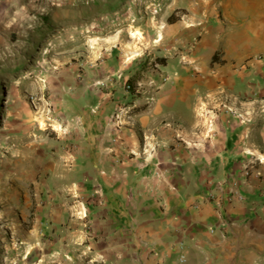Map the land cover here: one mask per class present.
<instances>
[{"label": "crops", "instance_id": "1", "mask_svg": "<svg viewBox=\"0 0 264 264\" xmlns=\"http://www.w3.org/2000/svg\"><path fill=\"white\" fill-rule=\"evenodd\" d=\"M183 6L159 72L118 68L74 97L86 205L43 213V264H264V0Z\"/></svg>", "mask_w": 264, "mask_h": 264}, {"label": "rangeland", "instance_id": "2", "mask_svg": "<svg viewBox=\"0 0 264 264\" xmlns=\"http://www.w3.org/2000/svg\"><path fill=\"white\" fill-rule=\"evenodd\" d=\"M187 1L0 0V264H43V213L86 205L85 187L70 179L68 147L83 137L88 106L74 97L95 82L103 91L118 68L142 79L159 72L182 50L171 24L181 25ZM44 17L51 28L37 37ZM119 78L127 93L140 87L125 90Z\"/></svg>", "mask_w": 264, "mask_h": 264}, {"label": "trees", "instance_id": "3", "mask_svg": "<svg viewBox=\"0 0 264 264\" xmlns=\"http://www.w3.org/2000/svg\"><path fill=\"white\" fill-rule=\"evenodd\" d=\"M170 18L171 17H169L167 20L170 21ZM50 28H51V24L49 23L48 19L46 17H44V19H41L40 26H36L34 28V31H35V33L37 34V37H38V36H43L46 33L45 31H43V29L49 30ZM159 62H161V64H163L162 60L159 61ZM3 72H5V71H3ZM134 83H135V80H134L133 76H131L130 78L125 80V84L129 86L130 92H132V87L131 86Z\"/></svg>", "mask_w": 264, "mask_h": 264}, {"label": "built area", "instance_id": "4", "mask_svg": "<svg viewBox=\"0 0 264 264\" xmlns=\"http://www.w3.org/2000/svg\"><path fill=\"white\" fill-rule=\"evenodd\" d=\"M123 86H124L125 90H128V89H129V86L126 85L125 82L123 83ZM114 117H116V115H115ZM209 232H210V233H214V229L211 228V229L209 230ZM178 262H179V263H183V262H184V258H183V256H180Z\"/></svg>", "mask_w": 264, "mask_h": 264}, {"label": "bare ground", "instance_id": "5", "mask_svg": "<svg viewBox=\"0 0 264 264\" xmlns=\"http://www.w3.org/2000/svg\"><path fill=\"white\" fill-rule=\"evenodd\" d=\"M134 35H135V37H137L138 39H140L141 38V36L139 35V33H134ZM51 42V41H50ZM51 44V43H50ZM51 46V45H50ZM46 50V49H45ZM45 54H48V49H47V51L45 52ZM135 53H132V56L131 57H128L127 58V60H129V59H131L132 57H134L135 55H134Z\"/></svg>", "mask_w": 264, "mask_h": 264}]
</instances>
